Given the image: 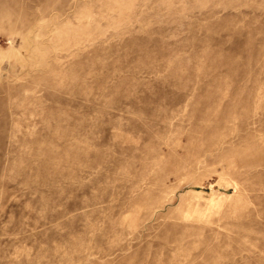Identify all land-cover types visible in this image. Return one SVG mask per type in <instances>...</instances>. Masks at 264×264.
Masks as SVG:
<instances>
[{
    "label": "rangeland",
    "instance_id": "374dc122",
    "mask_svg": "<svg viewBox=\"0 0 264 264\" xmlns=\"http://www.w3.org/2000/svg\"><path fill=\"white\" fill-rule=\"evenodd\" d=\"M0 264H264V0H0Z\"/></svg>",
    "mask_w": 264,
    "mask_h": 264
}]
</instances>
